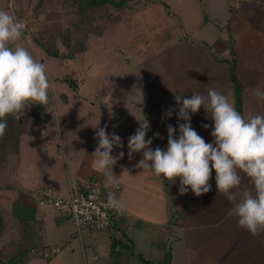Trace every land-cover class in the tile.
Returning a JSON list of instances; mask_svg holds the SVG:
<instances>
[{
  "label": "crops",
  "instance_id": "crops-1",
  "mask_svg": "<svg viewBox=\"0 0 264 264\" xmlns=\"http://www.w3.org/2000/svg\"><path fill=\"white\" fill-rule=\"evenodd\" d=\"M17 1L19 3H17L16 0H0V10L7 11L14 16L19 15L20 17H26L28 20L32 18L33 15L31 17L30 15L34 10L33 5L36 4H32L30 1L28 4L23 3L22 0ZM41 1L42 0H39V3L36 6H38ZM127 1H129L133 7L132 13L119 23V26L115 31H106L103 34L91 33L89 35L88 48L85 51H88L89 53L88 69L91 68L92 64L98 62V60L102 58L103 54H109V47L106 45H100L102 44L100 42L101 39H104L108 34L119 33V31L126 36V34H128L127 31H130V34L131 32H134L133 30L136 28L138 29L144 26L141 19H135L130 22L131 24L127 23L133 18H136V15H138L137 11H135L133 2L130 0ZM163 2L164 1H160L159 3L163 4ZM165 2L168 3L167 1ZM169 10L172 12L171 7ZM235 12L236 10L231 8V13L228 18V28H230L231 32H233L231 30L232 23L236 20H234L236 17L234 16ZM174 14H176V12ZM180 14L183 19L184 15L182 13ZM39 15H45V20H43ZM34 16V18H36L35 24L37 25V28H39V31L43 30L49 33H58L62 30L63 23L60 19L56 18L53 11H47L46 7L45 9H39L38 13ZM238 16L242 18V20H237L239 26L245 22L249 26V30L247 29V31L252 29V31L259 33L263 38H261V36L259 37L256 33L252 34L251 37L264 39L263 29L257 28L254 24L248 21L241 14V11H238ZM204 18H202L200 26H204L210 20L208 16L207 20H204ZM42 28H45L46 30ZM29 31L31 32V37H34L35 32L33 33L31 29ZM238 31L240 30L238 29L236 35H233L232 37V41L235 40V42L232 43V46L234 47L237 57V74L243 84V115H245V113H247L248 105L253 92L252 86H249L250 81H248V76L246 79H243L241 76H245L242 75L243 73L247 75L248 71H246V69L252 66L250 65V60L252 59L253 54L249 53L250 51L243 54L244 50L238 49L237 42L240 36ZM216 32L223 45L222 53L224 54H219L214 49L213 45L207 40L195 39L188 34H183L165 44L166 50L168 51V58H170L171 55V64L173 63L171 67L170 61L167 60L169 64L161 68V70H164L162 75L165 77V80L161 75H159L157 77L159 81L150 88L148 86H143L142 84H140V86L131 87L119 85L118 88L115 87L114 90H120L121 95L126 97L127 100L132 98L129 104L126 103V106L128 108H131V106L137 107V111L140 116H142L139 120H143L145 117L148 122L149 116L145 115L143 117V112L140 108L147 106L148 108L153 109L158 108V106L160 107L166 105L167 108L176 107L179 111V108L182 105L176 103L175 96L180 95L182 97L190 98L191 96L183 94L182 92V90L186 91V89H190L189 87H193L194 89L191 90L193 92H197V89L201 86H205L204 89L207 91L208 87L211 88V83L213 82L210 80H213L215 74H217V76L220 75V77L223 78V84L220 87L221 92L225 93L226 88V95L228 98L230 97L229 95H231L232 98L230 97L231 99L229 100L234 104V84L229 75V64L227 62L217 61L214 56V54H217L220 57H231L229 52L231 40L229 41V37L225 36V31L222 27H218ZM126 41H128V38ZM183 41L191 43V45H196V47L200 48L192 52L193 56L191 60L193 61L190 66L186 67L184 70H179L175 68L176 50L172 49L176 47L177 43ZM200 41L207 42L211 47V50L204 47ZM89 43H93L94 47L92 48ZM162 51H165V49H162L160 52ZM160 52L158 51V53L154 55L158 57V60L163 59L164 61V56L163 54H160ZM139 53L141 56H147L145 52L141 53V51H139ZM80 54L81 53H77L73 59H70L71 65L69 66L71 67L70 70L73 74L80 75L79 65L76 62V59ZM109 57L111 60L109 63L113 66H117V62L113 60L114 55L110 53ZM125 59L126 58H122L120 60ZM163 61L160 62L161 65H164ZM224 64L227 65V68L222 67ZM216 65H219L218 68ZM223 72L227 73V76L224 75ZM179 78L182 79L181 82L183 83L179 82ZM229 82L231 86L227 88ZM90 87L91 86H89L88 95H84L83 99L85 100V103L87 102V106L88 104L93 106V108H89L90 114H93L92 109H95V112L99 113L101 117H87L86 120L91 123V126L88 123V128L86 130L85 128L81 129V127L78 128L73 125L75 121L71 117L64 116V136L66 135L67 137L66 140H63L62 132L60 134V121H58V118L56 120L54 119L55 122H49V119L45 122L37 120L33 124L30 123L29 127L23 121L18 165L15 172L20 169L22 146L27 137L30 139V142L36 140V143H34L36 145L35 147L32 146V148H30L29 154L31 155L30 159H33L34 156L37 158L35 163H30L31 166L24 171L26 176V186L20 184L18 189H27L28 191H26L29 193L38 186L50 185L53 186L59 194L67 195L69 181L72 179L81 181L88 180L92 182L103 181L106 183L105 176L97 169L92 153L98 144L97 139H95L97 127L103 128L107 126V133L109 135L113 133L118 135L124 145L122 148L114 147L112 153L114 156L121 152L124 153L123 157L117 160V163L112 169L113 173L119 177L120 183L122 184L119 199L123 201L125 205L124 214L119 217L117 223H115L113 227V230L111 229L114 234H119L122 238H125L124 236L133 235L135 236L136 244L137 240L140 239L141 236H148L147 238H149L151 242H154L158 237L157 245L158 247L164 249L167 245L166 243L169 242L171 237L177 238V236H179V239L184 237L189 243H193L194 240L197 242L199 241L201 244L199 246L195 245V248L199 252L193 253L196 257L200 258L201 264H264V239L261 240L258 237H252L251 243H246L248 244L244 246L246 248H242V250L240 249L239 245L242 242L243 237L247 234V231L237 226L236 218L231 216L228 211L231 207L230 203L224 202L225 197L217 192L215 171L213 170L212 177L209 181L211 184V190L208 193L197 197L190 189L186 194H180L179 178H177L175 183H172L162 177L155 176L150 170H143L142 168L137 167L136 165L143 158L142 153H133L130 159L128 155V141L129 137L134 135L136 130L140 127L139 120H121L119 116L120 111L116 110L115 106H112L113 104H109V102L105 104L111 108V111H113L111 113L112 116L108 115L106 112L103 114V110L96 103L97 101H94V97L99 98V94H97V92L93 89L90 90ZM78 89L79 87H77L76 90ZM90 92H92L93 95ZM110 95L111 94H109V96ZM107 96L108 92L105 93L103 101L107 100ZM67 102L69 103V100ZM44 107L47 108L48 105L46 104ZM209 115L210 113L208 114L205 110L204 114L199 111L192 114L191 118L192 128L195 129L206 142H212L213 140V138L208 137V128L204 127L205 124L208 125L213 122ZM111 118L114 120L112 121ZM164 118L168 117L158 114L151 118L153 122H149L150 128L146 134V139H152V144L150 145L152 149H155L156 146H158V138L165 139L168 135L167 128L162 129V126L159 125L161 121L165 120ZM168 119L171 120L172 117ZM177 119L178 117L176 116L174 120H176V131L179 135L178 125L179 123H184V121H178ZM67 124L71 125L68 127L66 126ZM156 133H159V136H156ZM56 135L57 138H60V150L58 154L52 153L49 155L50 149L52 148L48 145L46 138L51 137L53 139ZM42 140L46 143H44L43 147L39 145L42 143ZM164 145H166V147H162V149L166 150L167 144ZM38 154H40L39 157L37 156ZM35 165H39V168H36ZM47 212L48 209L42 210V208L39 212V217H43L44 223H46ZM178 212H180L181 215L176 216L175 213L177 214ZM88 233H90L89 235H92L93 238L101 239L104 237L103 231H99L95 234L94 232ZM80 235L82 236V233ZM125 240H127V238H125ZM257 242H260V245L256 244ZM90 246L91 245H87L85 243L82 244L83 257L86 264H96L93 260L89 261L88 259V248H90ZM244 249L245 252L248 251L249 254L247 253V255L242 258L244 262L241 259L240 263L239 260L241 258V253L244 252ZM237 252H240L238 263L236 262ZM188 253L191 258V248ZM107 263L108 259L103 264ZM97 264H99V262Z\"/></svg>",
  "mask_w": 264,
  "mask_h": 264
},
{
  "label": "rangeland",
  "instance_id": "rangeland-1",
  "mask_svg": "<svg viewBox=\"0 0 264 264\" xmlns=\"http://www.w3.org/2000/svg\"><path fill=\"white\" fill-rule=\"evenodd\" d=\"M22 1L25 4H28L29 1L32 2V4L36 5L39 3V0ZM130 1L133 2L135 11H137L138 15H136V18H133L127 23H130L135 19H141V21L144 23V26H142V28H136L135 30H133L134 32H131L130 34V31H127L128 34H126V36L121 31H119V33L117 32L114 34H108L104 39L100 40V42L102 43L100 44L101 46L106 45L109 47V54L111 53L112 55H114L113 60L117 62V66H113L109 63L111 62L109 54L105 53L102 55V58L98 60V62L92 64L91 68L88 69L87 67L89 53L87 51L85 53H81L76 59V62L79 65L80 72V75H78L71 72V67L69 66L71 65L70 59L65 60L61 57L49 56L47 54V51L42 43L43 41L38 40L37 38H39L40 36L49 35L50 33L43 30H38L39 28H37V25L35 24L36 18H34V15L38 13L39 9H45L46 7L47 11H53V13H55L56 15V18L60 19V21L63 23V29L67 24H70V22L73 21L74 15L70 11H66L67 14H65L62 0H42L41 4H39L38 6L33 5L34 10L30 15V17L33 15V19L30 18L31 21L29 19V21L27 22L28 31L23 32L22 38L10 45L11 47H15L18 44L20 46L26 47L36 60L46 66L47 76L51 87L49 90V102L47 104L48 107H45L44 111L41 112L42 116H44L45 118L41 121L45 122L49 119V122H55V120L58 118V121H60V134L62 132L63 138L62 135L61 138L63 140H66L67 137L66 135L64 136V116L71 117L75 121L73 125L77 126L78 128L81 127V129L85 128V130L88 128V123L91 126V123L86 120L87 117H101L99 113L95 112V109H92L93 114H90L89 108H93V106H91L90 104H88L87 106V102L85 103V100L83 99L84 95H88L89 86H91L90 90L93 89L95 92H97V94H99V98L94 97V101H97L96 103L103 110V114L106 112L108 115L112 116L111 113L113 111H111V108L105 104L109 102V104L111 103L113 104L112 106H115L116 110L120 111L119 116L121 120H139V118H141L142 116H140L139 112L137 111V107L131 106V108H128L126 106V103L129 104L132 98H130V100H127L126 97L121 95L120 90L115 91L114 88H118L119 85H124V87H131L140 86V84H142L143 86H148L150 88L152 85L159 81L157 79L159 75H161L165 80V77L162 75L164 70H161V68L169 64L167 60L170 61L171 67L173 65V63L171 64V55L170 58H168V51L166 50L165 44L168 43V41H172L183 34H188L195 39L207 40L213 45L214 49L219 54H224L222 53L223 45L216 32L217 28L222 27L224 29L225 36L229 37V41L231 40V45L235 42V40L232 41V37L233 35H236L237 30L239 29L240 31H238V33H240V36L237 42L238 49L244 50L243 54H246L248 51H250L249 53L253 54L252 59L250 60V65L252 66L246 69V71H248L247 75L243 73L242 75L245 76L241 77L243 79H246L248 76V81H250L249 86L251 85L252 89L256 88L257 86L264 88V39L251 37L252 34L255 33L258 34L259 37L261 35L255 31H252V29H250V31H247V29L249 30V26L247 25V23L244 22V25L240 24L239 26V23L237 22V20H242V18L238 16V11L249 8L246 4L248 2L253 3V9L251 11L256 12L254 14V17L257 19V21L264 22V9L260 8V3L262 6H264L263 0ZM160 1H167L171 7L172 12L168 11L164 4L159 3ZM16 2L19 3L17 0ZM231 8L236 10L234 14V16H236L234 20H236L232 23L231 27V30L233 32H231L230 28H228V18L231 13ZM173 12H176V14H174ZM180 13L184 15L183 19L181 18ZM204 15H207L210 20L204 26H200ZM39 16L43 20H45L46 18L45 15ZM104 22L105 21L102 18H99L98 23L101 26L104 24ZM30 29L33 31V33L35 32L34 37H31V32L29 31ZM127 38L128 41H126ZM261 38L263 37L261 36ZM49 43L52 44L54 48L61 47V45L53 39H51ZM89 44H91L92 48L94 47L93 43ZM199 48L200 47H196V45H191V43H187L185 41L177 43L176 47L172 49L176 50L175 68L184 70L186 67L190 66L191 62L193 61L191 60L193 56L192 52L194 50H198ZM162 49H165V51L160 52ZM139 51H141V53L145 52L147 56H141ZM158 51L164 56V61L163 59H160L164 62V65H161V61L158 60V57L154 55L158 53ZM122 58L126 59L120 60ZM216 66L218 68L219 65ZM222 67L227 68V65L224 64ZM223 73L224 75L227 74L225 72ZM70 79L76 80V83L79 87L78 90L72 88L71 84L69 83ZM181 81L182 79L179 78V82L183 83ZM210 81L213 82L211 83V88H214L221 92L220 87L223 84V78L220 77V75L217 76V74H215L213 80ZM229 86H231L230 82L227 88H229ZM204 87L201 86L196 90L197 92H193L191 90L194 89L193 87H189L190 89H186V91L182 90V92L183 94H187L189 96H191L193 93L207 95V91H205ZM209 88L210 87H208V89ZM107 92L108 98L106 97L107 100L103 101L104 95ZM90 93L92 94V92ZM109 94L111 95L109 96ZM224 94H227L226 88ZM229 96L231 97V95ZM230 97L229 99L232 98ZM68 100L69 103L67 102ZM169 108L170 107L167 108L166 105L160 107L158 106V108L153 109L145 106L144 108H140V110L143 112V117L145 115L149 116V122H153L151 118L155 115L161 114L164 117H167L165 113ZM171 108H174L176 111L173 112L171 120H169L168 118H164L165 120L163 119L164 121H161V123H159V125L162 126V129L167 128L165 126H167L168 124H171L174 128H176V120L174 119L177 116L178 108ZM199 111L204 114L205 109L201 107ZM257 113H264V103L258 102L254 94H252L245 116ZM23 117L24 123L27 124L28 127L30 126V123L33 124L37 121V119L32 115L31 111H25ZM111 119L113 121L115 117L114 119ZM70 125L71 124H67L66 126L69 127ZM208 125H210V127L208 128V137L213 138L211 136V132L213 130L211 125H213V122L209 123ZM176 136H179L177 131ZM46 140L50 148H52L50 149L49 155L52 153L58 154L60 150V138H57L56 135L55 138L52 139L51 137H49L46 138ZM34 143H36V140L30 142V139L28 137L23 143L21 165L20 169L17 172H14L12 174V170L9 169V167H7L8 169L3 172L4 179L2 178L0 180V184L5 183L10 186L8 188L3 187L0 189V211L2 212H8L11 210L12 198L19 197L29 205H35L32 201V198H30V192L28 193L27 189V191L25 189H18V186L20 184L26 186V176L24 171L28 169L29 166H31L30 163H35V160L37 158L36 156H34L33 159H30L31 155L29 154V150L30 148H32V146L35 147L36 144ZM44 143V140H42V143L39 145L43 147ZM164 144H168V135L165 139L158 138V147H160L161 149L162 147H166V145ZM39 155L40 154H38L37 156L39 157ZM35 167L39 168V165H35ZM24 192H27L28 194L26 195L24 194ZM224 202H228L226 198ZM42 210L46 209L42 208ZM175 215H181V213L178 212L177 214L175 213ZM45 224L44 239L41 241V243H39L41 248L38 249V252L36 254H33V252H31V254L27 256L28 258L32 256L27 264H86L82 253L83 243L91 245L90 248H88L89 261L93 260L92 258L95 254L100 257V259L98 260L99 264H103L107 261L110 251L109 241L111 239V235L114 234L111 229L103 230L104 237L101 239L93 238L92 235L90 236V233H88L94 232L95 234L99 232L98 230L83 229L81 236L78 234V231L73 223L63 219L60 216V212L53 209H48ZM32 230L35 231L36 236L37 233H39L38 225L35 224L34 227L33 225L31 227L29 226L28 231ZM114 235L121 237L119 234ZM124 237L131 241V251L125 253L122 256L121 264H141L142 262L139 260V253H142L146 259L151 260V264H201L200 258L196 257V255L194 254L196 252H199L195 248V245L199 246L201 242H197L194 239L193 243H189L184 237H182V239H179V236H177V238L171 237L169 242L166 243L167 245L164 249L158 247V237L154 242H151V240L147 238L148 236H141V238L137 240V244L135 242V236L130 235ZM252 237L254 236L247 232L239 245L241 250L242 248H246L244 247L245 245H248L246 243H251ZM125 238H123V240H125ZM258 238L263 240L264 233H262ZM30 243L20 241L19 243H17L16 248L15 245H9L7 246V248L5 247V251H7L8 254H11L13 252L15 253V251L19 252L22 248H25L27 246L30 247L32 245V243ZM256 244L260 245V242H257ZM56 246H59L61 248V251L58 254L53 255L52 257L46 258L43 252L50 247ZM190 248L192 250L191 258L190 254L188 253L190 251ZM240 252H237L238 254L236 253L237 263ZM244 252L241 253V258L239 260L240 263L241 259L248 253V251L245 253ZM167 253L171 255V261H164ZM242 261L244 262L243 259Z\"/></svg>",
  "mask_w": 264,
  "mask_h": 264
},
{
  "label": "clouds",
  "instance_id": "clouds-1",
  "mask_svg": "<svg viewBox=\"0 0 264 264\" xmlns=\"http://www.w3.org/2000/svg\"><path fill=\"white\" fill-rule=\"evenodd\" d=\"M24 30L22 21L0 10V137L8 127V116L19 120L26 108L49 102L51 85L46 66L26 47L10 46L22 38ZM252 92L258 102L264 103V88L257 86ZM175 100L182 105L178 121H184L178 125L179 136L176 128L168 124L166 150L158 146L152 149V139H146L150 124L144 117L139 120L135 134L129 137V158L133 153H142L137 167L172 183L179 178L181 195L189 189L197 197L208 193L214 170L217 192L230 203L228 211L236 218L237 226L259 237L264 233V113L242 115L227 95L214 88H209L207 95L193 93L190 98L176 95ZM201 107L213 121L212 142H206L191 126L192 114ZM175 111L170 107L165 115L171 118ZM95 139L98 144L92 157L97 169L108 185L118 188L120 179L112 169L124 153L115 156L112 153L114 147L124 146L121 138L115 133L109 135L105 126L97 127ZM107 204L118 213L125 210L114 191L108 193Z\"/></svg>",
  "mask_w": 264,
  "mask_h": 264
},
{
  "label": "trees",
  "instance_id": "trees-1",
  "mask_svg": "<svg viewBox=\"0 0 264 264\" xmlns=\"http://www.w3.org/2000/svg\"><path fill=\"white\" fill-rule=\"evenodd\" d=\"M163 4L170 11L169 4L166 2H163ZM246 4L249 8L241 10V14L256 27L264 30V22H258L254 17L256 12L251 11L253 3L248 2ZM62 5L65 9V14H67L66 11L73 13V21L67 24L60 32L50 33L45 36L39 35L40 37L37 39L43 41V46L49 56H57L65 60L73 59L77 53L87 50L88 37L91 33L103 34L106 31H115L119 23L127 18L133 10L131 3L127 0H62ZM260 8L264 9L261 3ZM99 18L105 21L102 26L98 23ZM207 19L205 15L204 20ZM51 39L59 43L61 47L54 48L49 43ZM200 43L211 50L207 42L200 41ZM229 52L231 57H220L217 54H214V56L217 61L229 64V75L234 84V106L243 115V84L237 74V57L232 45L229 46ZM69 83L72 88L77 89L76 80L70 79ZM44 109V105L35 104L30 108H26L24 112L31 111L32 115L41 121L45 118L41 114ZM24 112L19 120L14 119L12 116L7 117L8 127L4 136L0 137V180L4 179L3 172L8 169L7 167L14 173L18 165ZM9 186L2 183L0 184V189L3 187L8 188ZM24 194L27 195L28 193L24 192ZM11 202L12 208L10 211H0V264H27L32 257L28 258L27 256L31 252L36 254L38 249L41 248L39 243L44 239V219L39 217L40 207L29 205L19 197L13 198ZM35 224L39 228V233L36 236L35 231H28L29 226L33 225L34 227ZM20 241L31 242L32 245L11 254L5 251V247L7 248L9 245H15L16 248L17 243ZM109 247L107 264H121L122 256L131 251V241L129 239L127 241L123 240V238L112 234ZM139 260L142 262L141 264H151V260L146 259L142 253H139ZM164 261H171L169 253L165 256Z\"/></svg>",
  "mask_w": 264,
  "mask_h": 264
},
{
  "label": "built area",
  "instance_id": "built-area-1",
  "mask_svg": "<svg viewBox=\"0 0 264 264\" xmlns=\"http://www.w3.org/2000/svg\"><path fill=\"white\" fill-rule=\"evenodd\" d=\"M25 24L27 30L26 17L15 15ZM24 30V31H25ZM122 184L118 188L111 187L103 181H88L72 179L69 181L68 194H59L53 186H38L30 192L33 203L44 209H53L60 212V216L73 223L80 235L83 229L103 231L112 229L119 217L124 214L118 213L107 204V196L110 191H114L119 198ZM61 251L59 246L50 247L43 253L46 258L52 257ZM99 256L95 255L94 263H98Z\"/></svg>",
  "mask_w": 264,
  "mask_h": 264
}]
</instances>
